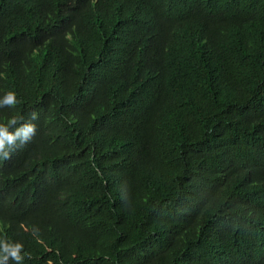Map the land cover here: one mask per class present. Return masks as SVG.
<instances>
[{"label": "trees", "instance_id": "trees-1", "mask_svg": "<svg viewBox=\"0 0 264 264\" xmlns=\"http://www.w3.org/2000/svg\"><path fill=\"white\" fill-rule=\"evenodd\" d=\"M9 90L21 264H264V0H0Z\"/></svg>", "mask_w": 264, "mask_h": 264}, {"label": "clouds", "instance_id": "clouds-1", "mask_svg": "<svg viewBox=\"0 0 264 264\" xmlns=\"http://www.w3.org/2000/svg\"><path fill=\"white\" fill-rule=\"evenodd\" d=\"M16 92L9 90L0 98V107H14L17 104ZM38 114H31V121H35ZM22 116H13L6 123H0V159L10 160L12 152L16 150V141L20 140V147L31 141L36 133V125L33 122L20 123ZM19 124V126H17ZM23 244L20 242H10L7 239H0V264H6L11 259L16 264H21L23 256L21 255ZM30 258V257H29Z\"/></svg>", "mask_w": 264, "mask_h": 264}]
</instances>
